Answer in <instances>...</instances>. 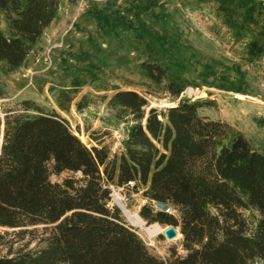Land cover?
I'll list each match as a JSON object with an SVG mask.
<instances>
[{"label": "trees", "instance_id": "1", "mask_svg": "<svg viewBox=\"0 0 264 264\" xmlns=\"http://www.w3.org/2000/svg\"><path fill=\"white\" fill-rule=\"evenodd\" d=\"M60 1L0 0L3 75L33 52L56 20ZM247 46L252 59L264 54L257 40ZM139 69L154 84L164 81L175 98L185 88L158 60L142 61ZM75 94L54 89L57 108L68 113L72 104L78 111L88 107V95L75 101ZM102 97L111 112L108 123L131 121L118 155L110 156L97 139L98 146L88 147L57 109L33 99L3 111L0 227H53L34 248L9 247L0 264H264V151L229 123L202 115L203 101L181 99L165 110L146 111L147 99L135 90ZM64 172L70 174L61 182L51 180ZM128 181L143 188L144 198L177 211L178 217L144 204L139 215L147 223L178 227L183 255L175 249L167 259L152 254L120 209L109 205L110 186ZM246 210L257 213L252 227Z\"/></svg>", "mask_w": 264, "mask_h": 264}, {"label": "rangeland", "instance_id": "2", "mask_svg": "<svg viewBox=\"0 0 264 264\" xmlns=\"http://www.w3.org/2000/svg\"><path fill=\"white\" fill-rule=\"evenodd\" d=\"M251 40L264 45V0H61L56 20L26 61L7 76L0 72V84L5 85L0 117L16 101L33 99L57 109L88 147L98 146L99 140L109 147L110 156L118 155L131 121L108 123L111 112L102 95L135 90L147 99L146 111L165 110L181 99L203 101L202 115L229 123L264 151V54L249 56ZM149 60L160 61L185 84L178 98L168 93L164 81L154 84L143 76L139 63ZM62 87L76 91L75 101L88 95V107L78 111L72 104L68 113L60 111L53 92ZM69 174L52 175L51 180L61 182ZM110 187L109 205L118 207L112 188L117 186ZM121 187L120 201L130 212L139 215L144 204L155 207L143 197L141 186ZM120 212L143 241L151 240L146 246L152 254L167 259L171 249L185 253L178 227L173 239L164 236L167 225L161 224L162 231L148 237ZM170 214L178 217L173 208ZM243 214L252 227L257 213ZM143 221L145 228L153 224ZM52 227H0L5 242L0 254L9 247H36Z\"/></svg>", "mask_w": 264, "mask_h": 264}, {"label": "bare ground", "instance_id": "3", "mask_svg": "<svg viewBox=\"0 0 264 264\" xmlns=\"http://www.w3.org/2000/svg\"><path fill=\"white\" fill-rule=\"evenodd\" d=\"M120 195L121 194L119 192H115V195H114L115 203L122 210L124 216L128 219V221L132 225L142 228V230L145 231V233L148 235V237H153L154 235H156L157 233H160L162 231L161 226L157 223L149 225V227L146 226V228H145V224H144L143 219L137 213L130 212L128 209L125 208L123 203L120 201L121 197H122V196L120 197Z\"/></svg>", "mask_w": 264, "mask_h": 264}, {"label": "water", "instance_id": "4", "mask_svg": "<svg viewBox=\"0 0 264 264\" xmlns=\"http://www.w3.org/2000/svg\"><path fill=\"white\" fill-rule=\"evenodd\" d=\"M173 106V105H172ZM155 207L165 213H171V205L165 202H161V201H155ZM119 208V207H118ZM120 209V208H119ZM181 235V234H180ZM164 236L167 239H173L177 236V228L172 226V225H168L165 229H164Z\"/></svg>", "mask_w": 264, "mask_h": 264}, {"label": "built area", "instance_id": "5", "mask_svg": "<svg viewBox=\"0 0 264 264\" xmlns=\"http://www.w3.org/2000/svg\"><path fill=\"white\" fill-rule=\"evenodd\" d=\"M133 186L135 187V181H128L124 187L132 188ZM112 188H113L114 193L115 192H120L121 193L122 187H117V188L112 187ZM150 241H151L150 239H147V241L144 240L145 244L149 245V246L151 245Z\"/></svg>", "mask_w": 264, "mask_h": 264}]
</instances>
